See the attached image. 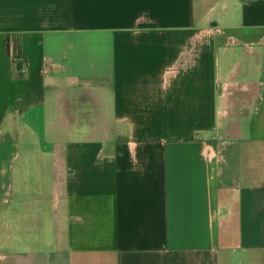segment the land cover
<instances>
[{
  "label": "crops",
  "instance_id": "0c3cea01",
  "mask_svg": "<svg viewBox=\"0 0 264 264\" xmlns=\"http://www.w3.org/2000/svg\"><path fill=\"white\" fill-rule=\"evenodd\" d=\"M0 264H264V0H0Z\"/></svg>",
  "mask_w": 264,
  "mask_h": 264
},
{
  "label": "trees",
  "instance_id": "16d2710c",
  "mask_svg": "<svg viewBox=\"0 0 264 264\" xmlns=\"http://www.w3.org/2000/svg\"><path fill=\"white\" fill-rule=\"evenodd\" d=\"M15 67L19 75H21L20 70L24 67V61H22L21 59H18V61L15 63Z\"/></svg>",
  "mask_w": 264,
  "mask_h": 264
},
{
  "label": "rangeland",
  "instance_id": "374dc122",
  "mask_svg": "<svg viewBox=\"0 0 264 264\" xmlns=\"http://www.w3.org/2000/svg\"><path fill=\"white\" fill-rule=\"evenodd\" d=\"M214 26H215V25H209V26H207L208 29L205 31V34L208 35V36H210V35H211V32H212L213 30H215V27H214Z\"/></svg>",
  "mask_w": 264,
  "mask_h": 264
}]
</instances>
